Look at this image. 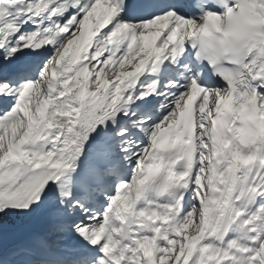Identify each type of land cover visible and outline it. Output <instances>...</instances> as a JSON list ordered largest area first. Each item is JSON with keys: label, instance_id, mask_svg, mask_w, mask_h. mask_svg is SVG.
I'll return each instance as SVG.
<instances>
[{"label": "snow or ice", "instance_id": "snow-or-ice-1", "mask_svg": "<svg viewBox=\"0 0 264 264\" xmlns=\"http://www.w3.org/2000/svg\"><path fill=\"white\" fill-rule=\"evenodd\" d=\"M0 264H264V0H0Z\"/></svg>", "mask_w": 264, "mask_h": 264}]
</instances>
